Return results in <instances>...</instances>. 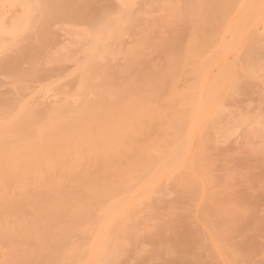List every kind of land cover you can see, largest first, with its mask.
I'll list each match as a JSON object with an SVG mask.
<instances>
[{
  "label": "rangeland",
  "instance_id": "1",
  "mask_svg": "<svg viewBox=\"0 0 264 264\" xmlns=\"http://www.w3.org/2000/svg\"><path fill=\"white\" fill-rule=\"evenodd\" d=\"M32 2L0 0V105L16 111L74 109L81 99L98 101L99 93L100 98L114 99L116 82L118 89L133 84L138 97L147 96L146 82L167 71L165 49L185 20L184 0H94L86 24L51 20L43 36V13ZM99 13L111 16L104 29L98 28L103 36L89 26ZM226 21L223 26L216 24L221 41L200 55L204 79L196 97L190 90L185 93L195 81L190 71L177 83L189 101L186 105L183 100L181 108L188 115L178 130L185 133L182 161L167 170L147 159L150 170L137 168L140 174L134 176L135 169L130 181V174L125 176L121 195L92 201L86 221L70 233L53 264H264V0H242ZM28 45L40 48L39 57L22 61L15 72L6 69L5 62ZM91 54L99 61L100 74L105 73L104 81L100 74L94 77L92 90L100 91L99 85L109 82L105 85L111 92L104 85L99 93L79 88L77 70ZM224 76L230 81L221 87L218 98L208 101V88ZM136 138L139 145L146 144L145 136ZM150 145L149 155L160 153L155 152L158 146ZM28 174L23 184L30 192L33 179ZM188 176L199 189L195 199L182 197L180 183ZM114 202L121 203L116 212ZM207 208L213 210L211 219L205 214ZM111 210L115 213L109 217ZM17 243L0 244V264L34 256L33 243ZM185 250L189 252L185 261H178L176 254Z\"/></svg>",
  "mask_w": 264,
  "mask_h": 264
},
{
  "label": "bare ground",
  "instance_id": "2",
  "mask_svg": "<svg viewBox=\"0 0 264 264\" xmlns=\"http://www.w3.org/2000/svg\"><path fill=\"white\" fill-rule=\"evenodd\" d=\"M32 1L43 13L40 29L43 36L49 32V21L51 20L87 22L89 19L87 13L92 7L94 8L93 3L95 4L94 0ZM241 1L184 0V25L176 34L171 47L167 46L168 48L165 49L168 62L167 71L161 75L150 76L146 82V86L149 87L147 96L138 97L137 87H132L133 84L127 89L122 87L118 89L116 86L119 82H116L118 84L115 85L114 80L112 83L115 86L113 87L118 92L117 95L115 94L116 97L114 99L100 98L99 92L105 90L104 86L109 90L110 87L107 86L108 84L110 86L111 83H107L105 80L107 84H102L105 73L100 74L99 61H95L96 58L91 54L94 59H89V62L88 58H92L89 55L85 64L80 63L82 66L77 70V72L79 71L77 76H80L78 79L79 88L84 92L96 87V85H92L95 76L101 75V78L103 76L102 81L96 77L99 83L102 82V85L98 83L102 90L94 89L100 95L98 101H93V103L78 99L79 105L74 109L62 107L60 109L51 108L49 111H47L48 109L39 111L40 109L37 107L16 111L15 108L6 104L0 105V108L2 107L0 118L5 119L4 122H0V244L11 243L12 245L18 241L17 244L19 242L23 245L33 243L35 246L33 257L22 261L14 260L11 264H53L57 253L61 254L60 249L64 246V242L66 244V240L70 238L68 237L70 233L79 230L78 225L85 220V215L87 216L90 212L86 209L91 206L89 204L92 201H95L94 204H96V200L102 198L113 199L110 195L119 193L118 191L127 185L125 176H129L137 168H145L147 159H149L148 163L152 162L155 165L162 163L160 167L167 170H171L173 166H177L182 161L185 133L181 135L178 130L182 128V124H185L183 118L188 115L181 107L189 102L183 96L191 91L193 95H190L194 97L200 88L204 79V69L201 64L203 61L202 58L200 59V55L203 57L205 49H210L211 45L219 42L217 40L221 41L217 34L221 28L219 27L220 29L217 30L216 24L223 26L225 23L223 21H226L230 12L237 8ZM124 13L127 14V10ZM108 14L99 13L96 16L97 21H95L96 19L89 20V26L93 29L97 28V32L100 30H98L99 27L105 28L106 21L111 20L109 19L111 16L107 17ZM133 17H129L131 21ZM90 19L92 20V18ZM115 21H112V24L114 23L116 27L117 21ZM115 27L113 28L115 29ZM262 28L264 27L262 26ZM106 30L104 31L106 32ZM100 33L102 35L103 31ZM203 51L205 52L202 53ZM39 54L40 48L28 45L20 51L18 56L6 61L4 67L15 72L22 61L34 62ZM189 71L191 75H195V81L192 85H187L188 88L185 89L188 90L182 93L179 91L177 83ZM228 80L229 77L224 76L210 88L207 87V100H212L214 96L220 94L219 90L227 84ZM94 91L93 93H95ZM109 92L111 91L109 90ZM104 94L107 97L106 92ZM126 94L128 95L125 98ZM185 99L187 102L183 104ZM159 100L163 102L161 103ZM204 101L206 102V99ZM164 102L166 104L163 106ZM8 110L13 112H8ZM139 136H145L147 140L145 145H142L144 143L139 145L136 138ZM149 144L152 148L158 146L159 149L155 152L160 150L159 154L156 153L159 156L155 157L154 153L153 155L148 154ZM147 167L149 169V166ZM138 171L137 169L132 172L134 176H139ZM28 172L32 175V178L29 179H33V183H31L33 186L30 185L33 188L30 192L25 189L23 184L24 179L27 181L24 177ZM141 176H143V172ZM185 178L190 179L189 176ZM185 178L180 180L182 190L180 188L179 190L182 191V197L195 199L199 189ZM25 181L24 183L27 184ZM20 184L24 187H21ZM119 194L121 195V192ZM19 199L24 201L20 203ZM114 205L115 208L113 206L112 208L116 212L115 209H118L116 206L119 207L121 203L118 202L116 205L114 202ZM113 211L110 212V215L108 214L109 217L114 216L115 212L113 213ZM212 211L208 209L205 213L210 219L213 218ZM105 217L104 220H107L108 217ZM17 230L20 231L16 232ZM185 251L177 253L175 258L185 261L184 258L189 254Z\"/></svg>",
  "mask_w": 264,
  "mask_h": 264
}]
</instances>
